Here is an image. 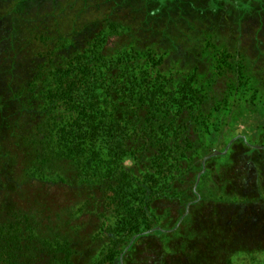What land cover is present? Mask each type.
I'll return each instance as SVG.
<instances>
[{"label":"trees","instance_id":"obj_1","mask_svg":"<svg viewBox=\"0 0 264 264\" xmlns=\"http://www.w3.org/2000/svg\"><path fill=\"white\" fill-rule=\"evenodd\" d=\"M257 1L0 0V264L264 254V152L203 173L264 128Z\"/></svg>","mask_w":264,"mask_h":264},{"label":"rangeland","instance_id":"obj_2","mask_svg":"<svg viewBox=\"0 0 264 264\" xmlns=\"http://www.w3.org/2000/svg\"><path fill=\"white\" fill-rule=\"evenodd\" d=\"M162 1L166 4V3H172L175 0H162ZM225 1H227L228 3H231L232 6L235 5L238 10H240V7H243L245 11L247 10V7L245 5L248 0H225ZM262 3H263V8H264V0L262 1ZM257 4H260L257 0H251L249 10H248L249 13L242 12L244 15L240 13V16L243 18L245 17L247 18L248 15L252 12V9H254L252 8V6L257 5ZM251 14L249 16H251ZM222 86L217 89V92H219L220 95L222 91ZM246 114L247 113L244 109L243 113L239 114V117H242ZM263 114H264V108H263ZM262 123H263V120H262ZM262 123L261 125H263ZM238 140H244L245 145L251 150L264 152V128L262 127L258 128V126L255 123L251 125H245L243 123L237 124L235 128L228 129V131L225 134L218 136L215 139V142H214L215 146H214L213 152L210 155H208L207 158H205L206 160L213 156V158L211 159L212 160L214 159L216 161V163L214 164L215 176L212 178V180L218 178L222 173L229 174V153L231 151L232 146ZM205 160L204 162L206 164ZM237 162H238V165L241 166L243 164L251 165L255 161H253V158H249V156L242 155V158L240 159V161H237ZM205 169L206 167L204 168V171L206 172ZM204 171L203 173H205ZM199 178L200 180H198L197 186H199L201 183V177L199 176ZM233 264H264V254H257L254 256L239 255L234 259Z\"/></svg>","mask_w":264,"mask_h":264},{"label":"water","instance_id":"obj_3","mask_svg":"<svg viewBox=\"0 0 264 264\" xmlns=\"http://www.w3.org/2000/svg\"><path fill=\"white\" fill-rule=\"evenodd\" d=\"M227 153V152H226ZM226 153H224V154H226ZM213 157V156H212ZM211 158V157H210ZM209 159V158H208ZM208 159H206L205 161H207ZM204 168H205V162H204ZM206 170V169H205ZM205 172V171H204ZM200 177H201V175H200ZM199 180H200V178H199ZM200 182V181H199Z\"/></svg>","mask_w":264,"mask_h":264}]
</instances>
